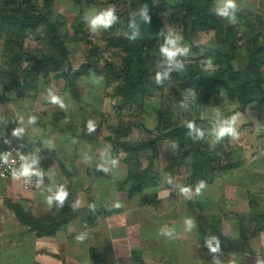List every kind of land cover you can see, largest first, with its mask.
<instances>
[{
	"label": "crops",
	"instance_id": "crops-1",
	"mask_svg": "<svg viewBox=\"0 0 264 264\" xmlns=\"http://www.w3.org/2000/svg\"><path fill=\"white\" fill-rule=\"evenodd\" d=\"M235 4L231 18L224 17L217 14L223 0H214L223 26L264 22V0ZM52 78L41 75L36 91L0 93V156L16 144L23 150L19 168L28 163L39 173L0 180V264H214V258L264 264V164L242 168L244 163L235 168L237 176L205 181L198 195L196 185L185 195V187L161 183L130 196L114 128L96 122L97 108L80 104L86 90L95 91ZM17 128L24 130L18 137L12 135ZM60 187L68 193L63 204L49 205ZM169 229L172 239L160 234ZM82 234L84 240H77ZM213 237V247L219 242L215 254L206 244Z\"/></svg>",
	"mask_w": 264,
	"mask_h": 264
},
{
	"label": "rangeland",
	"instance_id": "rangeland-1",
	"mask_svg": "<svg viewBox=\"0 0 264 264\" xmlns=\"http://www.w3.org/2000/svg\"><path fill=\"white\" fill-rule=\"evenodd\" d=\"M163 2L168 6L172 5L174 0H163ZM109 7L115 8L116 21L107 29L100 28L95 32L90 31L87 19L89 14H95ZM146 7L158 12L159 23L162 30L165 31L160 45L165 44L171 32L179 38L176 47L186 48L187 53L178 55L175 61L170 64L159 52L152 51L148 78L145 83L146 92L132 98L131 104L122 101V97L116 93V88L121 85V79L108 81L98 78L96 75L82 77L77 83H85V86H91L95 92L89 94V89L86 90L84 96L87 100L82 97L84 101H81L80 104L87 102L88 106L92 105L97 108L98 115L94 114L95 120L106 129L109 130L112 127L114 130L123 129L122 131H124L128 129L130 131L121 139L116 138L115 135L117 142L120 140L123 143L135 145L153 141L169 129L195 120L198 121L196 127L204 133V136L197 138L195 133H187L184 143L190 144L191 148L188 145L182 146L183 142L178 143L175 138L161 140L157 142L155 149L139 154L136 165L129 170V176L127 173L126 175L130 178L133 174L134 176L139 174V178L149 186L155 184L159 186L163 183L162 185L167 188L172 185L188 188L193 185L194 181L196 184L201 180L213 181L223 173L233 177L237 176L235 168H240L244 163L242 168L253 163L258 166L264 164L263 110L257 105H250V107L243 109V114H240L238 112L240 106L238 107L236 102H229L225 92L220 88H213L209 93V98L205 100L206 91L203 87L185 85L173 77L172 65L174 64L182 65L179 71L181 77L189 65H202L203 72L209 75L220 76L222 74L223 63L217 61L211 52L212 50H210L214 48L213 34H210L212 37L209 38V34L197 33L192 35L187 33L188 38L184 39L181 27L170 20L171 12L166 6H162L157 0H150ZM5 10L16 14L25 12L47 17L59 32L61 40L66 44L69 51V64L74 70H77L86 61L95 62L101 68L106 64H112L118 69L121 68L124 54L121 49L109 46V40L124 36L129 31V19L134 15L130 13L129 0H0V17ZM252 22L251 20L246 21V29L238 28L237 30L245 39L243 43L241 42L243 45L240 44L239 47L234 43L232 50L229 46L230 42H227L221 48L222 51H231L230 54L233 53L234 57L235 55L244 56L243 46L249 41L248 32L255 34L259 32L264 35V25L258 22L252 24ZM42 29V27H38L32 33L26 32L30 36L23 41L25 45L21 53L31 58L32 61L44 54H56L46 38L40 36ZM6 32L0 34V69L7 64V57L13 54L9 48L11 38L7 36ZM13 41H15L14 38ZM159 43L155 45H159ZM154 47L151 49L153 50ZM194 47L199 49H194ZM233 60L234 69L241 70L246 65L244 64V57ZM209 61H211L210 65ZM157 73L161 74L159 82L156 80ZM56 74L51 72L44 75H48L49 79H53L52 77L58 79ZM262 76L264 78V68L262 69ZM77 91L81 92L79 88ZM217 112H219L221 119L239 114L236 123L237 139L225 136L213 143L214 137L210 135V132L218 119ZM206 121L212 126L208 127ZM110 148L109 146L108 149L110 150ZM118 152L116 156L118 159H122L124 163V159L127 158L125 153ZM132 164H134L133 160ZM230 165L232 166L229 167ZM221 166L228 168L221 173L216 172ZM142 169L146 171L143 176L140 175ZM169 179L172 183H168Z\"/></svg>",
	"mask_w": 264,
	"mask_h": 264
},
{
	"label": "trees",
	"instance_id": "trees-1",
	"mask_svg": "<svg viewBox=\"0 0 264 264\" xmlns=\"http://www.w3.org/2000/svg\"><path fill=\"white\" fill-rule=\"evenodd\" d=\"M150 0H129L130 13L134 15L130 17L129 31L124 36H119L109 40V46L122 50L124 57L122 59L121 68L118 69L112 64H106L102 68L92 61H86L77 70H74L69 64V51L66 44L61 40L59 32L54 24L43 15H32L25 12L14 13L12 11H3L0 17V34L7 31V36L11 38L10 49L13 54L7 57V64L0 69V93H10L14 90L36 91L38 80L41 75L46 73H57L59 79L65 81L66 87L72 88L76 86L78 80L82 77L96 75L108 81L121 79V85L116 88L117 95L121 96L125 103H132V98L143 95L146 92L145 83L148 78V70L151 61V52L157 51L161 47L162 37L164 35L158 20L157 10L151 11L146 7ZM162 6H166L170 13V20L177 23L181 27L184 39L188 38L187 33L192 35L197 33H212L214 38V48L211 52L215 55L217 61L223 63V72L220 76L209 75L203 72L202 65H189L185 70V74L181 77L179 71L180 66L174 64L173 77L176 81L185 83V85H196L203 87L206 93L204 99L209 98V93L213 88L217 87L223 90L229 102H236L238 112L243 114V109L250 105H257L264 111V78L262 69L264 68V35L248 32V43L244 47V56L230 54V52L222 51V47L230 42V49H234L233 44L238 46L245 41L244 37L237 31V25L223 26L214 14V0H181L171 5H165L163 0H157ZM146 8L147 22L141 18V11ZM258 22L263 24L261 20H254V24ZM42 27L41 37L46 38L49 45L55 50V55H42L40 58L32 61L31 58L24 55L23 41L28 39L29 33L36 31ZM246 29V28H245ZM26 32H29L26 34ZM161 32V33H160ZM158 36V37H156ZM156 37V38H155ZM13 38L15 41H13ZM157 40V41H156ZM160 42V43H159ZM242 42V43H241ZM159 43V45H155ZM192 43V42H191ZM155 46V47H154ZM154 49L152 50L151 48ZM240 47V46H239ZM238 47V49H240ZM194 49H199L194 47ZM232 49V50H233ZM5 51V50H4ZM243 51V48H242ZM244 57L245 67L241 70L234 69V60ZM66 66V68H65ZM169 75V73H166ZM195 126L198 121H192ZM159 124V123H158ZM208 127L212 125L206 121ZM187 122L177 128L169 129L156 137L153 141L142 142L137 144H127L122 141H116V138L125 137L130 131L128 129H116L113 131L114 144L118 151L125 153L126 160L124 164L128 172L137 163V157L142 152L153 150L157 142L166 138H175L178 143L183 142L185 135L189 133ZM194 133V132H193ZM132 160L134 164L131 165ZM230 165L229 167H231ZM228 167L221 166L219 171L222 172ZM143 170V169H142ZM146 171H142L140 175H144ZM203 173V172H202ZM200 173V174H202ZM136 176H127L126 184L129 185L130 196L135 195L144 188L157 186L144 183L141 178ZM197 185L196 182L192 183Z\"/></svg>",
	"mask_w": 264,
	"mask_h": 264
},
{
	"label": "clouds",
	"instance_id": "clouds-1",
	"mask_svg": "<svg viewBox=\"0 0 264 264\" xmlns=\"http://www.w3.org/2000/svg\"><path fill=\"white\" fill-rule=\"evenodd\" d=\"M235 8H236L235 0H223V7L217 9V14L220 16L231 18V13L235 10ZM114 13H115V8L109 7L107 9L98 11L95 14H89V16L87 17L89 30L95 32L100 28H104V29L109 28L116 21V15ZM140 15H141V18L145 22H147L148 16L146 15V8L141 11ZM178 39H179L178 37L174 36L170 32L168 38L165 41V44L162 45L159 49V54L163 58H165L170 64L175 61V58L178 55H185L187 53L186 48L181 49V48L176 47ZM208 63L210 65L211 61H209ZM178 66H182V65H178ZM160 79H161V74L157 73L156 75L157 82H159ZM51 102L59 103V100L57 97L52 96ZM219 116L220 114L219 112H217L218 119L213 124L212 130L210 132V135L214 137L213 143L218 142L221 138L225 136L231 137L232 139H237L238 132L236 128V123H237L239 114L232 115L230 117H227L226 119H221L219 118ZM29 122L34 123L35 118L30 117ZM186 126L189 129V134L194 132L197 138H203L204 133L200 131L192 121H188ZM93 130H94V124L92 121H89L88 131L91 132ZM23 131L24 130L22 128L14 129L12 132V135L18 137L23 133ZM21 159L23 160L24 158L22 157ZM4 162L7 163V160L5 159ZM33 163H35V161H33ZM34 174L39 175V173L33 172L31 164L23 163L21 164L18 170L13 169L12 179L16 180V179H19L21 176L30 177ZM168 183H172L171 179L168 180ZM205 187H206V182L203 180L199 181L195 187V193L198 195L201 192V190ZM181 192L184 193L185 195H188L190 192V189L185 187L181 189ZM67 195H68L67 191H65L63 187H60L53 196L47 199V203L51 205L52 201L55 200L58 204H63ZM188 198L191 199V196L189 195ZM115 206L117 208L120 207L119 204ZM186 224H187V230L189 231L194 227L193 222L191 220L186 221ZM160 234L166 236L169 239H172L175 237V233L171 229H169L167 232L161 230ZM84 238L85 236L82 234L78 236L76 239L79 241H83ZM214 239L215 237L206 241V244L208 246L210 253H213V254L219 251L218 241H217L216 247L212 246V240ZM214 264H221V262L218 259L214 258ZM229 264H233V262L230 261Z\"/></svg>",
	"mask_w": 264,
	"mask_h": 264
},
{
	"label": "built area",
	"instance_id": "built-area-1",
	"mask_svg": "<svg viewBox=\"0 0 264 264\" xmlns=\"http://www.w3.org/2000/svg\"><path fill=\"white\" fill-rule=\"evenodd\" d=\"M23 150L16 144L7 146L0 156V180H14L12 179L13 169H19V163L22 157ZM5 159L7 163H5ZM20 180L16 179L14 181Z\"/></svg>",
	"mask_w": 264,
	"mask_h": 264
}]
</instances>
